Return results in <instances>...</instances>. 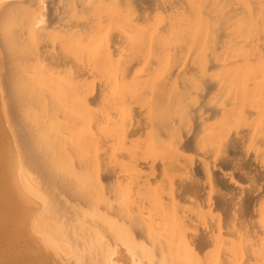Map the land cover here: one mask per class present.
<instances>
[{"label":"bare ground","instance_id":"obj_1","mask_svg":"<svg viewBox=\"0 0 264 264\" xmlns=\"http://www.w3.org/2000/svg\"><path fill=\"white\" fill-rule=\"evenodd\" d=\"M225 2L61 0L32 22L40 37L61 34L52 51L43 42L29 55L15 41L2 51L15 168L39 215L113 233L131 264H264V0L234 33ZM226 38L251 58H220ZM87 102L100 108L95 133ZM90 170L105 202L89 220L80 180Z\"/></svg>","mask_w":264,"mask_h":264},{"label":"rangeland","instance_id":"obj_2","mask_svg":"<svg viewBox=\"0 0 264 264\" xmlns=\"http://www.w3.org/2000/svg\"><path fill=\"white\" fill-rule=\"evenodd\" d=\"M0 1H1L0 2L1 3L0 4V17H1L2 13L5 12V11H3L4 9L2 10L3 5L7 0H0ZM15 1H16V3L14 2L13 7L10 10H8V13L7 14H6V12L3 13V15L5 14L4 15L5 18L2 16L4 19H3L2 23L0 22L3 26L2 27L0 24V48H1L0 52L2 54V56L0 55V60H2V58H3L2 51L11 49V47L17 48V46H14V41L16 42V44L18 42V44H19L18 49L21 50L22 53H25V52L27 53L29 51L27 53L29 55H33V53H31V52L37 50V48L35 46L37 44L42 45L43 42L48 43L49 44L48 49H50L49 51H52L53 45L55 43H57V41L61 38V34L58 31H54V32L47 31L46 36L40 37L37 34L36 27H34V25L36 24L34 22H36V17H38L39 14L40 15L41 14L46 15V13L49 11V7L51 5L56 6L57 3L61 0H40V1H38V0L37 1L36 0H15ZM18 1H20V2H18ZM48 1H49V4L47 3ZM256 1H258V0H256ZM22 2H23V4H22ZM224 2H225L224 11L228 12V17L226 16V20L228 22L225 25L226 28H228L227 31L230 30L231 32L234 33L235 31L239 32V31L246 30L249 27V25H248V20L250 18L249 15H251L252 13L256 14V12L258 10V8H256L257 10L256 9L254 10L255 0H254V2L252 0H250V1L249 0H224ZM250 2L254 3V5H253L254 7L252 6V3H250ZM44 3H45V5H44ZM54 3H55V5H53ZM19 4H20V6H19ZM47 4H48V6H47ZM29 5H31L32 7ZM251 6L253 7V9ZM42 7H43V10H42ZM46 7H47V9H46ZM236 8H238V9H236ZM45 9L47 10V12ZM234 9H236L235 10L236 12L233 11ZM1 10L3 12H1ZM229 14L233 15V16H231L232 19L229 17ZM2 17L0 18V20H2ZM22 17H24V18H22ZM228 18H230V20ZM44 19H46V16L44 17ZM22 20L24 22H27V23H24ZM32 22L34 23L33 26H32V24H33ZM245 23H246V25H245ZM25 24H26V26H25ZM17 25L20 29L17 27ZM31 26L33 27L32 29L30 28ZM232 27L233 28L235 27V28L233 29ZM238 27H240L242 30ZM238 29H240V30H238ZM23 30H24V32H23ZM28 30H29V32H28ZM30 31L32 34L30 33ZM22 32H23V34H19ZM216 33H217L216 31L213 33V37L217 36ZM28 34H30V35H28ZM23 36L26 38L25 40H24ZM26 36H28V38ZM29 36H30L31 40L34 39V40H32V42H31ZM14 37H16V38H14ZM21 37H23L21 40L24 43L20 40ZM12 38H14L15 40L14 39L12 40ZM17 38L19 39V41H21V43L18 41ZM38 39H39V41H38ZM226 39L229 40L228 38H226ZM26 40H28L29 43ZM35 40H36V42H35ZM25 41L27 42V45H25L26 44ZM229 41L231 42L230 43L231 47L229 46V44H227ZM229 41H226L225 42L226 44L224 43L226 45L224 47L221 44L224 49L221 48L222 52H221V50H220L221 53L218 52V56L220 58H222V59H230L231 57L235 58L236 57L235 55H237V54H238L237 56H239V54H240V56L243 54V56H241V57H244V55H245L244 58L247 57L246 55H249L248 58H251L250 51H251V53H252V51H254V50H252L253 48H251V46L245 47L242 44L238 43L237 41H234V40H229ZM30 42H31V45L33 47L29 45ZM21 44H23L25 46L23 47V45H21ZM235 44H236V47H234ZM20 45H21V47H20ZM39 45H37L38 49L40 48ZM4 46H6V47H4ZM28 47L31 50H28ZM51 47H52V50H51ZM22 49H25L26 51L25 50L23 51ZM247 49H249V51H247ZM42 50H45V49H42ZM239 52H241L242 54ZM246 52H248V53L246 54ZM41 57H42L41 59L43 60V57H45V55H42ZM40 60H37L35 62V59H34L32 61V63L31 62L30 63L34 64V62H35V64L33 66H37V63H39L41 65L42 61H40ZM30 63H29V66H30ZM0 64H1V67H3L2 61L0 62ZM95 64L92 63V66H94ZM42 65L40 66V68L38 65V68L40 70H41ZM30 67H32V66H30ZM94 67H97V66H94ZM25 68L23 69L24 71H26ZM38 68H35V69H38ZM28 69L30 70L29 67H28ZM28 69H27V71H28ZM32 69H33V71H31V72L33 74L35 72L34 67L31 68V70ZM0 70H2V68ZM38 70H36V71H38ZM98 70H99V68L97 67L96 72H98ZM93 71H94V69H93ZM28 72L31 73L30 71H28ZM23 73L25 76H27V81H29L28 77L32 78L30 74L27 73V75H26L25 74L26 72H23ZM0 74H2V71H0ZM92 77H93V79H92ZM92 77H91L92 81L88 80L86 82L88 84V86L89 85L91 86L89 88H92V86H94L95 83H93L94 82L93 80L95 79V77L99 78L98 74L96 76L93 75ZM0 79L2 80L1 75H0ZM95 80L98 81L99 79H95ZM97 81H95V82L97 83ZM90 82L92 85L89 84ZM3 91H4L3 90V84H2V81H0V155H1L0 156V264H112L113 260L115 261V264H117V263L131 264L130 260L126 256V255H129V253L125 250V247H123L122 245H118V244H121L120 241L122 242V239L114 236L113 233L110 234L109 232H101L102 234H100V231L97 232L98 230L96 231L94 226H92V224H89V223H81V224H79L80 226L77 225L78 227L77 228L75 227V229L73 227H71V229H69L70 230L69 231L66 228V226L64 227L65 223H63L62 220H59V223H58V221H57L58 217L52 218L53 213L51 211H49L50 213H48V214L46 213V215L45 214L43 216L39 215V211L41 210L40 208H42L41 201L35 197V199H33L34 203L31 202L32 199H29L30 198L29 196H32V194L28 193V191H26L22 187V184H21L19 177H18L17 168H15L16 165L18 167V163H19V159L17 156L18 155V152H17L18 147L15 146V141H14L15 138L13 136V130H12L13 128H11V127H13L12 126L13 124L10 121L9 115L7 113L8 108H7L6 103L4 101V92ZM88 104H90V103H88ZM88 104L85 107V109L87 108V112L82 113V114H83L84 120H86V121L91 120L92 121V124H90V126H91V130L94 131V133H95L93 121H95V116L98 114V110L100 108L97 106L95 107L94 104H93L94 106L92 104H90L91 107H89ZM42 108H43V112H45L44 107H41V109L40 108H38V109L42 112ZM38 109L34 108L30 113L35 117L37 116L36 118H34L32 116L35 120H39L41 118L39 116H44L42 114H45V113L41 114V112ZM84 111H86V110H84ZM34 113H35V115H34ZM29 118H31V117H29ZM31 119H30V121H31ZM2 145H3V147H2ZM14 146H15V148H14ZM5 148H6V150H5ZM13 149L15 150L14 152H12ZM7 154L10 155V157ZM91 154H92L91 159H93L92 161H94L95 155H94V153H91ZM15 159H16L17 164H15L14 166H10V164L11 165L14 164L13 162H15L14 161ZM6 163H7V165H6ZM7 166L10 169H11V167L15 168L14 171H15V173L17 172L16 174H17L18 178L15 177L16 174L14 173L13 170H12L13 172L11 170L9 171V168ZM6 168H8V170H6ZM91 170L86 173L87 175L84 174L83 176H81L82 181L80 180V183L83 184L82 185L83 189L86 190V193L88 194V198L90 199V201H88V206H89L88 208H86V209L85 208L83 209L82 207H80V208L82 209L81 211H82L83 215L86 216V218L88 217L89 220L92 218H95V215H94L95 211H97L99 209L100 204L105 202L104 196H103L105 191L103 188H101L96 183L95 178H94L95 173L92 174ZM10 172L12 173V175ZM13 173H14V176H13ZM32 176H34V175H32ZM34 177H36V175ZM34 177L31 178L33 180V181L31 180L32 182H34V179H35ZM13 180H14V182H12ZM18 181H19L22 188L18 184H17V186H15V183H18ZM36 182L37 181H35V183ZM21 190L22 191L24 190L23 191L24 193L21 192ZM25 193H26V195L30 194L27 196V198L29 200H27V199H26L27 201L24 200V201H26V203L23 201V199L26 198V195H24ZM19 197H21L23 199H20ZM32 197H34V196H32ZM20 200H21V202H20ZM37 201H40V203H41L39 205L40 208L37 206V203H39ZM35 208L37 209V212H36V210H34ZM45 216H47V217H45ZM50 218L52 220H50ZM54 219H57V220H54ZM43 227H44V229H42ZM65 228L69 231V233H67L68 231ZM53 229H54V231H53ZM83 230H85V231H83ZM49 234L52 235V237H50ZM115 239H117V241ZM51 240H54V241L58 240L59 244L58 243L55 244ZM63 241H65L66 243ZM60 242H62V243H60ZM69 242L71 244L74 243L73 244L74 246H72L73 247L72 250L70 248H68L69 246L67 245V243L70 244ZM57 244L60 248L57 246ZM112 248H113V250H112ZM120 248H122V249H120Z\"/></svg>","mask_w":264,"mask_h":264}]
</instances>
